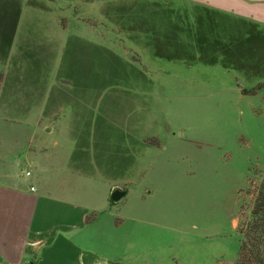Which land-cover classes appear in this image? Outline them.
<instances>
[{"label": "crops", "instance_id": "obj_1", "mask_svg": "<svg viewBox=\"0 0 264 264\" xmlns=\"http://www.w3.org/2000/svg\"><path fill=\"white\" fill-rule=\"evenodd\" d=\"M102 1L0 0V145L8 146L0 150V264H187L178 232L186 246L204 231L186 223L192 188L177 154L191 149L182 129L158 108L111 105L106 85L97 96V83L113 79L115 42L99 41L105 27L82 18L101 17ZM184 1L221 19L202 32L216 37L206 36L199 57L185 50L194 42L181 54L157 44L148 68L124 76L129 92L145 98L146 82L183 73L233 82L223 19L264 28V0ZM103 52L111 73L98 75L92 62ZM21 161L28 169L18 173ZM116 189L125 191L118 201Z\"/></svg>", "mask_w": 264, "mask_h": 264}, {"label": "rangeland", "instance_id": "obj_2", "mask_svg": "<svg viewBox=\"0 0 264 264\" xmlns=\"http://www.w3.org/2000/svg\"><path fill=\"white\" fill-rule=\"evenodd\" d=\"M142 5V0H103L101 17L82 18L83 24L99 30L105 27L106 31L98 32L99 41L112 36L115 42L110 67L114 76L107 83H97V96L101 95L99 86L106 85L111 105L158 108L166 121L178 127V134L182 129L191 149L187 155L182 151L177 154L178 171H188L182 182L192 188L187 202L193 214L186 223L192 230L198 227L204 231L198 236L190 233L186 246L184 235L178 232L179 260L187 264H234L242 241L240 230L252 217L264 179V28L223 19L226 41L232 44L225 53L227 71L234 74L227 76L233 82L194 80L186 73L175 75V81L170 82L171 76H166L168 80L146 82L143 98L138 89L137 94L129 92L124 76L141 73L142 66L148 68L154 60L150 52L157 44L167 48V53L174 44L181 54L189 42H194L185 50L199 57L206 49L202 44L206 36H215L202 34L203 30L221 25V19L210 16L207 20L201 6L184 0H146ZM139 6L144 9L143 17L138 16ZM139 24L145 26V32H137ZM234 27L239 32L234 33ZM137 43H142V52ZM124 53L131 54L129 60L135 64L128 63ZM103 54L97 55L96 67L92 62V72L98 75L111 73ZM7 147L0 145L1 152ZM21 162L16 167L18 173L28 169L27 162ZM5 164L1 162V167Z\"/></svg>", "mask_w": 264, "mask_h": 264}, {"label": "trees", "instance_id": "obj_3", "mask_svg": "<svg viewBox=\"0 0 264 264\" xmlns=\"http://www.w3.org/2000/svg\"><path fill=\"white\" fill-rule=\"evenodd\" d=\"M240 231L242 241L234 264H264V179L254 203L252 217Z\"/></svg>", "mask_w": 264, "mask_h": 264}, {"label": "water", "instance_id": "obj_4", "mask_svg": "<svg viewBox=\"0 0 264 264\" xmlns=\"http://www.w3.org/2000/svg\"><path fill=\"white\" fill-rule=\"evenodd\" d=\"M125 195V191H123L122 189H116L113 194H112V198L116 201L120 200L123 196Z\"/></svg>", "mask_w": 264, "mask_h": 264}]
</instances>
